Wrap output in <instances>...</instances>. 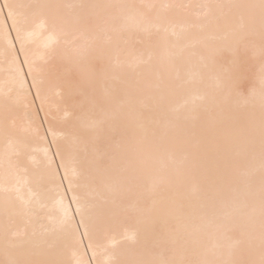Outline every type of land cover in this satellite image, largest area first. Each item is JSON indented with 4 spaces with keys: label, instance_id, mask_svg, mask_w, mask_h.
Wrapping results in <instances>:
<instances>
[{
    "label": "bare ground",
    "instance_id": "obj_1",
    "mask_svg": "<svg viewBox=\"0 0 264 264\" xmlns=\"http://www.w3.org/2000/svg\"><path fill=\"white\" fill-rule=\"evenodd\" d=\"M5 23L0 264H264V0H0Z\"/></svg>",
    "mask_w": 264,
    "mask_h": 264
},
{
    "label": "snow or ice",
    "instance_id": "obj_2",
    "mask_svg": "<svg viewBox=\"0 0 264 264\" xmlns=\"http://www.w3.org/2000/svg\"><path fill=\"white\" fill-rule=\"evenodd\" d=\"M4 7L8 8V16L7 19L12 21V30H14L16 32V37L15 40L19 41L21 44V51H25V44L26 42H29V38L34 36L35 33L32 31H29V29L26 26V21L14 11L15 6L14 5H9V4H5ZM39 27L43 28L44 25L41 24ZM3 28H7V24L5 23L2 28H0V30H2ZM4 35V39L5 41L9 44V46L14 47V42L12 41L9 33L7 31H5L3 33ZM49 41H52L54 39L53 36L49 35L48 37ZM25 64H28V57H27V53L25 52ZM29 70L31 72V65H29ZM38 97H39V92H38ZM44 107V101L41 100V110H43ZM47 115V113H46ZM49 132L53 135V137L55 138V132L53 130V128L50 126L49 128ZM67 211L66 210V215H67ZM87 235V233H86ZM89 249H93V244L91 242V240L89 241V245H88ZM86 254V253H85ZM93 254L95 255V251L93 249ZM77 264H92L91 260H84L81 259L77 262Z\"/></svg>",
    "mask_w": 264,
    "mask_h": 264
}]
</instances>
